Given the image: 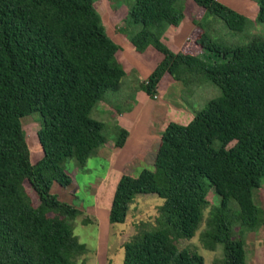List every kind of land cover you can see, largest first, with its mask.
Wrapping results in <instances>:
<instances>
[{
  "label": "trees",
  "instance_id": "obj_1",
  "mask_svg": "<svg viewBox=\"0 0 264 264\" xmlns=\"http://www.w3.org/2000/svg\"><path fill=\"white\" fill-rule=\"evenodd\" d=\"M193 1L201 8L192 18L198 30L183 49L172 50L163 36L183 20L184 0H127L119 27L136 52L152 46L162 55L143 82L146 94H155L165 75L185 86L209 80L220 89L186 124L167 123L152 168L118 179L111 223H124L138 194L162 199L153 220L134 223L123 264H204L196 246L180 242L202 225L203 247L222 246L220 264H247L243 230L236 237L233 224L248 231L264 224L254 200L264 176V36L224 43L204 20L219 18L241 33L246 17L219 0ZM255 17L264 23V0H257ZM120 50L95 0H0V264H86L88 248L74 233L82 211L59 199L52 185H72L69 160L83 167L112 146L105 134L110 121L98 107L122 85ZM33 113L40 115L30 118L38 121L42 152L35 160L21 123ZM111 126L113 145L123 146L127 130ZM211 190L216 202L208 199Z\"/></svg>",
  "mask_w": 264,
  "mask_h": 264
},
{
  "label": "rangeland",
  "instance_id": "obj_2",
  "mask_svg": "<svg viewBox=\"0 0 264 264\" xmlns=\"http://www.w3.org/2000/svg\"><path fill=\"white\" fill-rule=\"evenodd\" d=\"M126 1L95 0V7L102 18L108 35L121 47L125 48L126 46L134 49L129 43V32L119 30L127 10ZM219 1L243 14L247 24L241 33H234L226 27L221 19L208 17L203 24L205 23L206 29H210L213 37L228 44H244L252 38L264 36V23L258 22L255 17L257 0ZM198 14H201V8H197L193 0H184L183 20L174 35H171L170 38L164 37L172 50H176L177 46L173 44L171 39L177 37L181 42L189 35L190 27L193 28L192 31L198 30L192 22V18ZM188 41H190V45H193L192 36ZM125 52V62L130 70L125 71L121 87L114 93H106V104L100 102L98 108L104 110L109 106L113 114L117 110L127 111V113L135 111L139 116L137 125L135 124V128L129 127L130 135L126 129L128 134L124 145L121 147L113 145L116 133L106 127L107 140L109 144H112L110 147L112 157H108L107 153L109 152L98 153V155L90 157L83 167H76L74 161L69 160L67 162L68 173L73 178L74 183L64 190L56 182L52 185V191L59 199L78 206L82 211V214L74 222V233L88 248V258H96L90 260L89 264H123V244L134 232V223L139 220H153L156 215V207L162 203V199L156 194H138L129 203L124 223H111L108 219L109 208L120 176L122 174L135 176L143 168H152L159 138L167 123L175 121L186 124L197 109L201 108L209 99L220 94L219 87L209 80L185 86L182 82L165 75L160 80L156 91L158 100L154 101L152 96L144 91L143 82L160 60L161 53L152 46L147 47L143 52H135V50L131 52L127 48H125ZM196 53L203 57L205 52L198 47ZM166 104H168L166 108L161 107ZM103 110L99 113L100 117L104 115ZM154 110H156V114ZM38 116L40 119L39 113H33L21 119L27 135L28 147L34 160L41 154L35 138L39 124L38 121L30 117L38 118ZM127 116L129 115L127 114L125 117ZM159 116L163 117L162 120H158ZM118 125L121 127L119 123ZM140 128L142 133H140ZM136 134L139 135L140 141ZM28 192L33 203L36 204L38 202L36 194L33 193L32 189H29ZM208 199L210 202H216L218 196L211 190ZM254 200L264 211V176L261 178V186L254 193ZM84 217L88 218L89 221L82 223L81 220ZM233 225L236 237L241 236L243 230L242 239L246 262L249 263L255 254L262 256L264 245L262 247L260 244L261 241L264 244V225L251 232L246 230L238 221ZM201 228L196 231L194 236L180 242L185 246H196L197 251L204 257V264H220V258L223 254L222 246L218 245L214 251L204 248L199 240ZM252 233L254 235H251ZM254 239H257L256 243L259 245L257 247H260L257 250ZM261 264H264V258Z\"/></svg>",
  "mask_w": 264,
  "mask_h": 264
},
{
  "label": "crops",
  "instance_id": "obj_3",
  "mask_svg": "<svg viewBox=\"0 0 264 264\" xmlns=\"http://www.w3.org/2000/svg\"><path fill=\"white\" fill-rule=\"evenodd\" d=\"M179 26V25H178ZM178 26H176L175 28L174 27H170V28H168V30H167V32L165 33V35L163 36V39H164V37H166V38H170V36L171 35H174V33H175V31H176V29H177V27ZM192 29L193 28H189V32H191L192 31ZM190 34V33H189ZM188 35V34H187ZM189 36V35H188ZM188 36H187V38H188ZM186 37V36H185ZM184 37V38H185ZM186 38V39H187ZM186 39H182V41L181 42H179V39H177V37L176 38H173V39H171V41L173 42V44H176V46H177V49H183V46H184V43H185V40ZM124 40V39H123ZM118 41V40H117ZM165 41V40H164ZM116 42V41H115ZM166 42V41H165ZM130 43V42H129ZM167 43V42H166ZM119 44V43H118ZM131 44V43H130ZM168 44V43H167ZM169 45V44H168ZM120 46V45H119ZM120 48H121V50L120 51H118V53H117V57H118V59H119V61L121 62V64H122V66H123V69H124V71H129L130 70V68H129V66H128V64L125 62L126 60H125V48H127L129 51H131V52H134V49L133 48H128V47H126L125 46V48H123V47H121L120 46ZM133 49V50H132ZM176 49V50H177ZM198 49V48H197ZM196 49V50H197ZM136 52V51H135ZM127 53H130V52H127ZM124 77V76H123ZM122 77V78H123ZM152 99H154L153 97H152ZM155 100H158V98L157 99H154V101ZM106 104V103H105ZM159 106V105H158ZM168 106V104H166L165 106H161V107H167ZM101 111L103 110V109H100ZM154 112H155V114H156V110H154ZM106 113H108L107 115H106ZM135 113V114H134ZM103 116H101V118H104L105 117V119H103L104 121H110V122H108V124L107 125H110V126H108V127H110V129H112L111 127V125L114 123V122H116L117 124L119 123L120 125H121V127H123V128H125V129H127L128 130V132H129V127H134L135 128V124L137 125V122L139 121V116L136 114V112L134 111V112H131V113H127V111H122V110H117L114 114H113V111H112V109H110L109 108V106L107 107V109H104L103 110ZM129 115V116H127V117H125L126 115ZM156 118V117H155ZM162 116H159V119L158 120H162ZM140 133H142V130H141V128H140ZM139 133V134H140ZM144 134H147V133H144ZM129 135H130V132H129ZM128 135V136H129ZM136 136H137V139L140 141L141 139H139V135L138 134H136ZM104 153V152H109V153H107V155H108V157L110 158V157H112V151H111V149H110V147H106V146H104L102 149H100V151H99V153ZM114 156V155H113ZM264 225V224H263ZM257 229H259V228H257ZM256 229V230H257ZM253 231H255V230H253ZM249 232H251V230L249 231ZM251 235H254V233H252ZM256 241H257V239H254V242L256 243ZM263 242L261 241V244H260V246H262L263 247ZM257 246H259L257 243H256V247ZM260 248V247H259ZM258 247L257 248H255L256 250L257 249H259ZM258 253H260L259 251H257ZM87 255H88V253H87ZM263 258H264V254L261 256L260 254H255V256H253L252 258H251V261L248 263L247 262V264H261V262H263ZM96 258H94V259H91V258H88V256H87V262H86V264H89L90 263V260H95Z\"/></svg>",
  "mask_w": 264,
  "mask_h": 264
},
{
  "label": "clouds",
  "instance_id": "obj_4",
  "mask_svg": "<svg viewBox=\"0 0 264 264\" xmlns=\"http://www.w3.org/2000/svg\"><path fill=\"white\" fill-rule=\"evenodd\" d=\"M39 152L42 154L41 150H39ZM41 154H39V156H40ZM39 156H38V157H39ZM36 158H37V157H36ZM36 158H35V159H36ZM73 183H74V182L72 181V184H73ZM68 187H69V186H67V187H62V190L66 189V188H68ZM66 202H67V201H66ZM69 203H70V202H69Z\"/></svg>",
  "mask_w": 264,
  "mask_h": 264
},
{
  "label": "built area",
  "instance_id": "obj_5",
  "mask_svg": "<svg viewBox=\"0 0 264 264\" xmlns=\"http://www.w3.org/2000/svg\"><path fill=\"white\" fill-rule=\"evenodd\" d=\"M152 97H153L154 99H157V95H156V93L153 94Z\"/></svg>",
  "mask_w": 264,
  "mask_h": 264
}]
</instances>
